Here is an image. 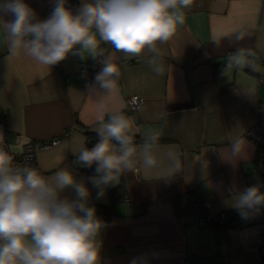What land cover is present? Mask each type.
<instances>
[{"label":"crops","instance_id":"1","mask_svg":"<svg viewBox=\"0 0 264 264\" xmlns=\"http://www.w3.org/2000/svg\"><path fill=\"white\" fill-rule=\"evenodd\" d=\"M25 2L35 23L50 18L57 0ZM94 2L65 0V6L78 14L83 4ZM182 11L184 24L154 51L130 57L101 41L95 58L88 52L81 58L77 45L50 68L23 48L12 49L3 28L12 17L0 13V107L7 112L0 145L18 152L24 143L58 138L37 154L42 176L51 180L58 171H70L89 190L84 203L95 210L109 203L110 189L124 184L125 196L115 205L106 235L100 229L95 237L98 264H175L179 258L264 264V211L259 204L237 206L241 194L261 184L256 149L244 131L264 123V0H193ZM228 51L237 54L233 65L224 64ZM99 55L86 84L78 64ZM106 58L120 66L118 90L112 93L95 81ZM133 94L144 102L129 115L126 99ZM118 112L132 121L128 134L135 152L116 179L97 188L92 182L99 177L97 164L84 166L79 152L90 134L99 141L97 129ZM111 143L121 154L119 142ZM148 158L154 163L147 164ZM60 197L78 199L73 187ZM197 201H209L214 212L237 210L242 220L229 227L199 225L190 212Z\"/></svg>","mask_w":264,"mask_h":264},{"label":"clouds","instance_id":"2","mask_svg":"<svg viewBox=\"0 0 264 264\" xmlns=\"http://www.w3.org/2000/svg\"><path fill=\"white\" fill-rule=\"evenodd\" d=\"M192 3L95 0L73 14L65 0H57L50 18L34 23V10L25 0H3L0 13L12 17L3 25L12 49L23 48L39 65L50 68L65 60L77 45L81 58L84 52L95 58L101 41L130 57L140 56L145 49L154 51L157 42L169 41L184 24L182 10ZM25 37L31 39L25 41ZM119 73L120 66L106 58L95 81L112 93L118 90ZM131 127L132 121L123 112L113 114L97 129L99 141L79 152L84 166L96 163V172L102 174L92 178L95 187L116 179L122 165L129 166L135 152L128 134ZM112 140L119 142L121 154L117 155ZM13 159L0 148V264H98L95 237L103 223L95 208L84 203L89 196L87 187L77 183L70 171H58L49 180L34 168L13 167ZM146 163L151 165L154 160L148 158ZM68 187L75 189L76 201L60 197ZM102 195L101 189L98 196ZM261 202L264 194L250 187L239 196L237 206L253 207Z\"/></svg>","mask_w":264,"mask_h":264},{"label":"built area","instance_id":"3","mask_svg":"<svg viewBox=\"0 0 264 264\" xmlns=\"http://www.w3.org/2000/svg\"><path fill=\"white\" fill-rule=\"evenodd\" d=\"M237 54L235 51H228L225 55V65H233L236 62ZM102 57L99 55L94 61H80L78 64V74L83 81L88 84L95 71L99 66ZM143 98L137 94L130 95L126 99L125 111L129 115H135L138 113L143 106ZM7 118V112L0 107V122L5 123ZM67 136V132L63 134V137ZM244 137L253 143L256 149L254 157V169L261 177V184L255 186L260 194H264V123H254L247 127L244 131ZM58 138L51 139L50 141H30L20 146L18 152H14L9 149L6 143H2L0 148L8 151L13 155V167L19 168H34L41 175L42 171L37 163V154L40 150L51 147L58 142ZM97 176L102 175L101 173L95 172ZM260 207L264 211V202H261ZM190 212L199 225L203 223H210L212 225H226L234 226L237 225L241 220L242 216L237 210H224L214 212L211 210V203L209 201H197L191 203ZM262 244L264 248V232L262 234ZM264 260V254H263ZM175 264H195L185 258H179Z\"/></svg>","mask_w":264,"mask_h":264},{"label":"trees","instance_id":"4","mask_svg":"<svg viewBox=\"0 0 264 264\" xmlns=\"http://www.w3.org/2000/svg\"><path fill=\"white\" fill-rule=\"evenodd\" d=\"M98 140V136L96 134L89 135V141L87 142L85 148H91ZM133 141V138H132ZM125 196V188L124 184L121 183L117 187L110 189L109 191V203L108 204H99L96 206V215L99 220L102 221L103 226L101 228V232L103 235H106L109 227V223L111 217L114 214V208L117 202L123 199ZM226 226V225H222Z\"/></svg>","mask_w":264,"mask_h":264}]
</instances>
